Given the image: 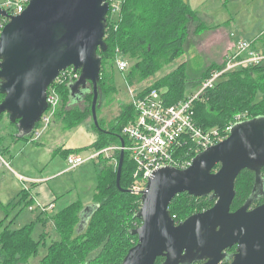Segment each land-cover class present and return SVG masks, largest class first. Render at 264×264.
<instances>
[{"label": "water", "instance_id": "water-1", "mask_svg": "<svg viewBox=\"0 0 264 264\" xmlns=\"http://www.w3.org/2000/svg\"><path fill=\"white\" fill-rule=\"evenodd\" d=\"M107 0H29L25 9L8 17L0 31V115L15 125V137L28 136L45 111L46 93L68 67L80 76L69 86L71 104L91 90V118L98 126L96 105L101 58L105 50ZM87 84L90 87H87ZM123 146L124 141L121 138ZM124 150L118 156L119 185ZM264 116L233 124L226 138L197 152L186 168L162 167L148 178L141 194L134 230L137 242L120 264H221L226 249L235 246L229 264H264V202L251 206L262 188ZM249 169L255 173L254 194L231 210L235 179ZM200 197L212 194L209 208L176 222L169 204L179 193ZM92 204L81 212L83 228Z\"/></svg>", "mask_w": 264, "mask_h": 264}, {"label": "trees", "instance_id": "trees-1", "mask_svg": "<svg viewBox=\"0 0 264 264\" xmlns=\"http://www.w3.org/2000/svg\"><path fill=\"white\" fill-rule=\"evenodd\" d=\"M115 1L120 2L119 19L113 21L109 16L106 17L104 33L106 49L97 50L101 58V68L96 108L106 95L103 90L105 81L103 71L106 62L112 65L118 57L126 62L125 54L132 56L140 52L143 58L134 65V69H138L140 76L145 78L152 73L155 56L160 52L168 53L169 58L183 53L187 23L196 17L194 10L184 0ZM207 27L206 24L201 23L197 26V31H203ZM222 62L221 60L208 66L195 81L187 79L184 69L177 68L163 80H157V85L152 84L139 91L141 93L151 88L160 90L163 88V97L167 103H175L193 93L213 69L221 67ZM77 72L80 74L79 70ZM76 80L53 82L50 85L60 98L53 116L59 117L64 127L68 128L80 125L88 115H91V90L83 96L82 101L87 102L84 108L80 109L78 103L71 104L69 86ZM3 97L4 95L0 93V102ZM193 108L194 120L198 126L208 130L214 128L223 136L227 134L225 130L236 115H242L243 119L264 116V62L227 72L214 83L213 87L199 94L194 100ZM119 109L108 130L101 121H98V126L92 124L97 132L92 144L82 148L59 147L54 153H60L65 158L70 153H80L85 149L99 150L111 144H120L121 138L127 145L128 139L122 133V129L133 120L135 112L131 102L122 105ZM4 114L2 113L0 118ZM38 124L39 122L36 126ZM31 133L28 136H31ZM12 135L15 137V133ZM195 154L192 150L188 152V157H193ZM118 156L119 151L115 160L106 159L105 166L98 174L93 193V204L97 207L91 212L83 228L79 227L84 208L80 201L72 202L50 215L46 214L47 210L40 211L34 220L15 229L5 225L0 232V264H26L30 257L36 256L43 244L44 234L35 238L33 236L35 225L37 222L45 224L48 220L53 224L57 239L47 246L45 254L40 257L37 264H120L129 248L137 242L134 230L141 223V219L137 216L141 196L131 193L129 189L133 183L136 166L128 151H124L119 180L121 189L117 187ZM260 174L262 188L253 198L251 206L264 202V167ZM254 183L253 171L245 169L238 174L234 184L235 196L231 210L237 209L254 194ZM20 200H23L28 207L30 202L26 191L23 192ZM214 202L215 197L212 194L195 197L182 192L172 199L169 210L174 220L180 222L194 212L209 208ZM5 219L7 216L0 220V225ZM234 252L235 246L228 248L221 264L230 262ZM163 260V257H158L155 264H162ZM189 264H202V261Z\"/></svg>", "mask_w": 264, "mask_h": 264}, {"label": "rangeland", "instance_id": "rangeland-1", "mask_svg": "<svg viewBox=\"0 0 264 264\" xmlns=\"http://www.w3.org/2000/svg\"><path fill=\"white\" fill-rule=\"evenodd\" d=\"M2 1L0 0V3ZM184 2L198 14L194 20L187 23V37L183 44V53L169 58L168 53L160 52L155 56L156 58L154 57L155 64L152 73L145 78L140 76L138 69H134V65L143 58L140 52L132 56L125 54L127 68L124 72L118 71L116 62L112 65L106 62L104 65L103 90L106 95L99 101L96 114L97 120L101 121L107 130L118 115L119 107L131 102L132 94L135 92L152 84L157 85V80H163L177 68L178 70L184 69L187 79L195 81L208 66L219 63L224 52L232 50V48H227L229 30L235 34V39H247L257 49L264 51L262 50L264 45L263 0H184ZM201 23L208 27L203 31H197V25ZM218 25L219 27L216 28ZM235 39L231 42H235ZM87 87L90 85L87 84ZM81 101L76 103L80 109L87 105V102ZM92 124L91 115H88L80 125L74 128L64 127L59 117L52 116L45 128L39 123L35 129L39 131V136L33 133L25 138H14V135L9 133L14 134L15 125L9 122L6 114L0 118V131L4 136L3 139L0 138L2 142V149H0V220L7 216V219L0 225V232L5 225H9L10 229H15L34 220L40 214V209L36 205L37 196L31 199L28 195L29 205L33 207V210H29L20 197L17 198L23 186L29 187L30 184L27 179L19 180L18 175H38L47 179L45 189L47 188V191L50 190L56 196V203L53 208L47 209V215L75 201H80L84 207L93 204V193L97 185L98 174L105 166L106 159L100 156L74 169H67L63 155L54 153V150L59 147L82 148L92 144L97 136ZM10 142V146L4 149L3 143L6 145ZM88 153L89 149H85L78 154L85 157ZM9 202L12 203L6 205ZM42 233L44 234L43 244L37 255L30 257L26 264H37L40 257L45 254L47 246L57 239V233L49 220L45 224L36 223L33 236L37 238Z\"/></svg>", "mask_w": 264, "mask_h": 264}, {"label": "built area", "instance_id": "built-area-1", "mask_svg": "<svg viewBox=\"0 0 264 264\" xmlns=\"http://www.w3.org/2000/svg\"><path fill=\"white\" fill-rule=\"evenodd\" d=\"M29 0H3L0 9L8 15L21 13L27 6ZM109 7L106 17L113 21L119 19L120 2L108 1ZM8 21V17L0 18V31ZM229 36L235 39V34L230 32ZM232 50L224 56L220 68L213 69L209 75L202 80L193 93L184 99L169 104L163 97L160 89L151 88L147 91H137L132 94L131 104L135 117L126 124L122 133L127 137L128 144H111L99 150H91L87 156L83 157L78 153H70L65 157L67 169H74L88 160H94L103 156L105 159L115 160L116 153L121 149L128 151L136 169L133 174V183L130 186L131 193L142 194L148 178L152 173L162 167L172 166L176 168H186L191 164L192 158L188 157V152L197 153L206 149L210 145L222 141L228 135L233 124L240 122L244 117L236 115L230 125L226 128V135H221L217 130L203 129L194 120V100L203 90L213 87L214 83L227 72L232 70L250 67L264 62V51L257 49L252 42L244 38L235 39ZM117 68L124 71L127 64L122 59H117ZM80 74L72 67L61 71L54 80L56 83L74 81ZM60 98L53 87H48L46 93L45 111L38 121L45 128L50 118L54 115ZM37 122V123H38ZM39 125V124H38ZM38 126H34L32 133L39 136V131H35ZM187 148V149H186ZM1 158V155H0ZM24 181L26 178L18 175ZM36 205L40 211L53 208L52 203L44 204L36 200ZM29 210H33L31 205Z\"/></svg>", "mask_w": 264, "mask_h": 264}, {"label": "crops", "instance_id": "crops-1", "mask_svg": "<svg viewBox=\"0 0 264 264\" xmlns=\"http://www.w3.org/2000/svg\"><path fill=\"white\" fill-rule=\"evenodd\" d=\"M225 1V0H224ZM264 1V0H263ZM264 4V2H263ZM262 4V5H263ZM194 10V9H193ZM264 11V10H263ZM195 15L198 14L195 10H194ZM213 26H215L214 24H212ZM198 26V25H197ZM219 27L216 26V28ZM229 32H231V30H229ZM231 40H233L230 36H229V42L227 45V48H231L233 43L231 42ZM253 44V43H252ZM262 50H264V45ZM228 51H225L222 57V61L224 59V56L227 54ZM8 119V118H7ZM13 132V131H12ZM14 133H16V131L14 130ZM10 135L13 133H9ZM2 137H4L3 135H1V131H0V138L3 139ZM11 137V136H10ZM97 137V136H96ZM15 138V137H14ZM1 141H0V149H2V145H1ZM10 143H7L5 145V143H3V147L8 148L10 146ZM91 151V149H89V152ZM65 159V158H64ZM66 162V161H65ZM81 166V165H80ZM79 167V166H78ZM21 176H25V175H21ZM28 177V178H26ZM25 178L27 179V181L30 182L29 187H26L24 184V188H22L17 195V198L19 199V197L22 196L23 192L26 191L29 195V197H31V199H33V197H38V201L44 203V204H48V203H52L53 207H54V203H56V196L53 192H51L50 190L47 191L46 184H47V179L43 176H38V175H26ZM20 180V179H19ZM22 181V180H21ZM12 202L7 203L6 205L10 204Z\"/></svg>", "mask_w": 264, "mask_h": 264}, {"label": "flooded vegetation", "instance_id": "flooded-vegetation-1", "mask_svg": "<svg viewBox=\"0 0 264 264\" xmlns=\"http://www.w3.org/2000/svg\"><path fill=\"white\" fill-rule=\"evenodd\" d=\"M253 207V206H252ZM227 250V249H226ZM203 262V261H202ZM227 264H229V262L227 263Z\"/></svg>", "mask_w": 264, "mask_h": 264}]
</instances>
